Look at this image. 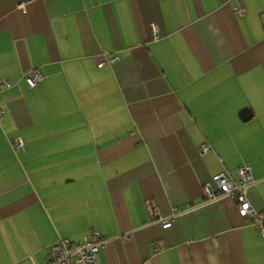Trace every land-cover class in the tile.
<instances>
[{
  "label": "crops",
  "instance_id": "1",
  "mask_svg": "<svg viewBox=\"0 0 264 264\" xmlns=\"http://www.w3.org/2000/svg\"><path fill=\"white\" fill-rule=\"evenodd\" d=\"M234 1L0 0V264L91 232L102 264H264L234 201L203 199L247 166L264 208V0Z\"/></svg>",
  "mask_w": 264,
  "mask_h": 264
},
{
  "label": "built area",
  "instance_id": "2",
  "mask_svg": "<svg viewBox=\"0 0 264 264\" xmlns=\"http://www.w3.org/2000/svg\"><path fill=\"white\" fill-rule=\"evenodd\" d=\"M238 13H242L239 0L234 1ZM156 33V27L153 28ZM157 37V36H156ZM107 61H102L99 66H103ZM23 79L33 88L40 80L41 74L36 70H31L23 76ZM2 88H8L9 83L3 82ZM0 112V116H1ZM13 149L20 147V141L11 143ZM210 150L208 144L200 148V152L206 153ZM238 180H235L229 172L220 173L212 178V185H205L203 188V199L206 201H216L222 197H228L234 201L237 212L242 218H249L261 236H264V208L256 210L252 207L248 199V191L251 187V174L247 166L238 168ZM152 217L161 225L162 229L171 226V220ZM108 245V239L97 232H91L89 238L75 242L68 239L59 240L50 249L46 264H102L101 251Z\"/></svg>",
  "mask_w": 264,
  "mask_h": 264
},
{
  "label": "water",
  "instance_id": "3",
  "mask_svg": "<svg viewBox=\"0 0 264 264\" xmlns=\"http://www.w3.org/2000/svg\"><path fill=\"white\" fill-rule=\"evenodd\" d=\"M251 114L248 109H244L240 112V118L243 121H247L250 118Z\"/></svg>",
  "mask_w": 264,
  "mask_h": 264
}]
</instances>
